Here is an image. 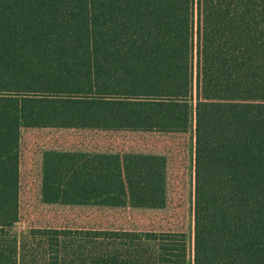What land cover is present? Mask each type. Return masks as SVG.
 Masks as SVG:
<instances>
[{
    "label": "trees",
    "instance_id": "trees-1",
    "mask_svg": "<svg viewBox=\"0 0 264 264\" xmlns=\"http://www.w3.org/2000/svg\"><path fill=\"white\" fill-rule=\"evenodd\" d=\"M0 264H264V0H0Z\"/></svg>",
    "mask_w": 264,
    "mask_h": 264
},
{
    "label": "rangeland",
    "instance_id": "rangeland-1",
    "mask_svg": "<svg viewBox=\"0 0 264 264\" xmlns=\"http://www.w3.org/2000/svg\"><path fill=\"white\" fill-rule=\"evenodd\" d=\"M17 229L21 230L22 229V226H17Z\"/></svg>",
    "mask_w": 264,
    "mask_h": 264
}]
</instances>
